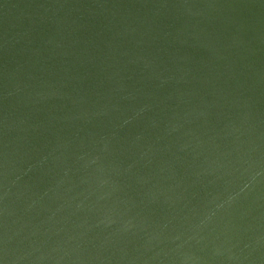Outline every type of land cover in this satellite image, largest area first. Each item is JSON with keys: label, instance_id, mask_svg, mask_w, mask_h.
<instances>
[{"label": "water", "instance_id": "obj_1", "mask_svg": "<svg viewBox=\"0 0 264 264\" xmlns=\"http://www.w3.org/2000/svg\"><path fill=\"white\" fill-rule=\"evenodd\" d=\"M0 264H264V0H0Z\"/></svg>", "mask_w": 264, "mask_h": 264}]
</instances>
